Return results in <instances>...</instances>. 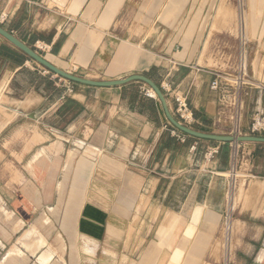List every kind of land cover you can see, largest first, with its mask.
I'll return each mask as SVG.
<instances>
[{
  "label": "crops",
  "instance_id": "crops-1",
  "mask_svg": "<svg viewBox=\"0 0 264 264\" xmlns=\"http://www.w3.org/2000/svg\"><path fill=\"white\" fill-rule=\"evenodd\" d=\"M50 1L63 10L49 6ZM120 2L0 0V25L71 74L94 80L142 74L158 86L167 82L186 97L194 119L190 128L228 135L232 124L227 112L217 118L219 94L209 87L211 71L219 70L202 65L206 46L197 56L198 28L184 37L175 21L159 20L150 31L139 28L120 38L109 28ZM225 25H212L209 32ZM38 65L0 36V135L13 128L8 139L0 138L9 143L0 154V264H84L80 258L85 256L93 257L94 264H108L100 257L104 237L111 236L107 225L123 232L128 256L142 247L141 260L151 251V264L172 255L163 245L167 237L170 251L186 264L211 258L207 245L226 208L228 179L222 177L230 169L228 147L233 145L173 136L160 101L145 94L149 87L143 82L99 87L58 81ZM254 80L257 86L244 87L239 123L244 134L255 114H264V73ZM213 147L217 153L207 162L204 153ZM238 149L240 168L249 164L246 177L264 182V143L246 142ZM2 161L8 169H2ZM89 178V185L96 183L93 192L105 193L102 202L85 196ZM251 193L262 194L254 217L264 221V187ZM167 211L173 214L169 222ZM31 227L35 232L23 236ZM149 238L152 245L144 246ZM253 241L241 245L252 249L242 264H264V233ZM183 243L185 249L178 251ZM132 262L128 257L124 264Z\"/></svg>",
  "mask_w": 264,
  "mask_h": 264
},
{
  "label": "rangeland",
  "instance_id": "rangeland-1",
  "mask_svg": "<svg viewBox=\"0 0 264 264\" xmlns=\"http://www.w3.org/2000/svg\"><path fill=\"white\" fill-rule=\"evenodd\" d=\"M185 1L186 0H121L114 13L115 16L113 23H109V28H111V31L119 33L120 38L124 37L122 36L123 34L130 35L137 32L139 28H146L150 31L152 30L151 27L153 25L159 24V20L163 22L169 21L168 23H173L175 21L174 24L178 29H182V31L185 30V33L183 34L184 37H190L196 28H198L195 41V45H198L197 56L202 53L204 46H206L203 54L204 56H202L205 64L202 63V65H207L213 69H217L229 78L244 79L243 87L257 86V81H255L254 78H260L264 73V0H190L187 4ZM220 4L226 5V8L230 10L231 15H227L225 18L227 25L220 26L209 33L213 20L214 24H221L220 20L224 21L223 14H217V8ZM53 5L58 4L50 1L49 6ZM58 7L63 10V7H60L59 5ZM181 8H183L181 16L174 17L173 13H176L177 10ZM240 11H243L245 16H247L245 17L246 26L244 27H241L240 23L237 22L238 12ZM215 13L217 14V18L214 17L213 19ZM108 22H110V19ZM37 68H39L42 72H45L46 70L41 65H38ZM47 72L46 74L49 76H57L53 75L54 73ZM54 78L59 81V78L61 77L57 76ZM230 82L232 83V81ZM150 89L151 88L148 90ZM241 99L243 101V105L240 110L239 120L242 118L243 109L246 103L244 93H242ZM254 99L255 94L251 93L249 98L250 108L253 106L252 102ZM228 122L232 123V121L229 120ZM12 130L13 128L5 129L0 135V138L6 137V139H8ZM241 134L249 135V133ZM2 146L9 149V143L5 142L2 144L0 142V154L3 151ZM17 149H19V146L17 145L12 148V150L15 151H17ZM229 151L231 153L233 151V147L231 149L228 147V152ZM236 153V156L239 158L236 169L241 174L235 178V185L233 189V193H235L234 208L230 211L229 209L227 210L228 207L224 209V212L227 210L231 215L229 238L228 240L224 238L225 224L223 217L225 213L223 212L216 227L214 239L212 243L209 242L207 245V248L210 246L209 250L211 258H204L200 260L199 264H242V261L249 259L252 249H249L250 246L245 248L241 247V245L243 243L253 245L255 242L253 241L255 234L260 232L264 233L263 219H260V217H254V214H256V208H258L260 201L263 198L262 194L251 193L252 191L259 192L260 190L257 189V184L252 185L253 183L251 182H253V177L250 175L247 178V174L245 175L246 172L244 170L249 168L248 162H244L240 168L243 160L241 161V158L239 157L240 152H237L236 150ZM234 159L236 158L233 155V166L235 165ZM26 162L27 160H24V162H22V166H24ZM1 165L2 169H8L6 165H4V161L1 162ZM223 176L224 177L222 178L228 179L229 182L228 174ZM91 180L93 181V179L89 178V181H87L85 196L89 198L94 197L98 202H102L103 199H105V193H102L101 191L99 192L98 190V193L93 192L94 184L96 183L91 182L89 185ZM247 201H252L253 204H250L253 206L249 207L250 205ZM250 208L254 209L250 210ZM246 211L252 212V216L250 215V212L246 214ZM172 218L173 215L171 216L165 213L166 222H169ZM261 225L262 229L259 230ZM33 232H35V229L31 227L24 232L23 236L28 237ZM106 232L107 234H111V236L104 237L103 247L105 248H103L104 253L101 252V259H104L108 264H124L128 257H130V259H134L132 264H137L139 262L142 247H140V250L138 249L139 251L135 250V255L128 256V242L121 237L123 232L118 231V233H115L116 230L112 225H107ZM108 237H113L114 240L111 242ZM116 239H118L117 242H115ZM82 242V244H85L82 247L86 250V245L89 244V240L86 239ZM143 243L144 246L147 244L151 246L153 241L149 238V241L145 240ZM138 244H140V240ZM138 244H136V249L138 246H141V244ZM169 244L170 240L167 237L166 243H163V245L167 247V250H169L172 255L169 257H163L162 264L165 262L167 264H186L187 262L184 261L185 259L182 260L181 257L175 256L176 254L174 255V253L170 251L172 250V245ZM183 249H185L184 243L182 246L178 245V251ZM243 250L248 252L247 255ZM86 253H88V251H86ZM80 259L85 260L84 264H94L93 257L85 256V258L81 257Z\"/></svg>",
  "mask_w": 264,
  "mask_h": 264
},
{
  "label": "built area",
  "instance_id": "built-area-1",
  "mask_svg": "<svg viewBox=\"0 0 264 264\" xmlns=\"http://www.w3.org/2000/svg\"><path fill=\"white\" fill-rule=\"evenodd\" d=\"M48 70H45L47 72ZM211 74L213 76L209 87L211 90H215L219 94V104H218V111H217V118L220 119L222 115L227 112L228 114V120L232 121V130L229 132L228 135H242L239 128L240 123V110L243 105V101L241 99L242 93H244V79L242 78H229L225 76L222 72L219 71H211ZM232 81V83L230 82ZM163 95L165 96V99L167 103L172 104V108L170 109L171 114L183 125L190 127V125L193 122V115L192 112L187 104L186 97L182 94H178L175 92L174 89L166 82L164 84H161L159 86ZM145 94H147V89L145 90ZM150 97V96H149ZM238 119V122L236 124V120ZM171 126V134L178 138L181 141L185 140L186 134L178 130L177 128ZM264 131V114L257 112L253 118V122L250 125V132L249 135H260ZM233 146V151L231 154V166L230 171L232 170V161H233V152L235 151V169L236 165L239 161V158L236 156V150L239 152V146L242 143L232 142L230 143ZM194 149V146L191 147V150ZM236 149V150H235ZM217 153V148H209L204 153V159L209 162L213 155ZM229 182H228V188L226 193V208L229 209L228 206V200L227 196L232 193L231 189H234V183L235 179L232 178L230 175H228ZM225 208V209H226ZM225 210L224 215V224H225V236L224 238L228 240L229 234H230V224H231V215L230 210ZM226 255V254H225Z\"/></svg>",
  "mask_w": 264,
  "mask_h": 264
},
{
  "label": "water",
  "instance_id": "water-1",
  "mask_svg": "<svg viewBox=\"0 0 264 264\" xmlns=\"http://www.w3.org/2000/svg\"><path fill=\"white\" fill-rule=\"evenodd\" d=\"M0 36H2L4 39H6L8 42H10L13 46L20 49L23 53H25L28 57H30L32 60L37 62L39 65H41L43 68H45L48 71H51L52 73L56 74L57 76L67 79L69 81H73L76 83H81L84 85H90V86H99V87H108V86H118L122 84H126L131 81H139L145 83L148 87L154 90V92L157 95L158 100L161 103V106L164 110V113L167 117V120L170 125L177 128L181 132L192 136L196 138H202V139H208V140H215L220 141L223 143H246V142H258V143H264V136L260 135H219V134H211V133H204L197 131L195 129H192L188 126H185L181 124L172 114L169 109L168 103L165 99V96L163 95L160 87L153 82L150 78H148L145 75L142 74H132L130 76H127L125 78H121L118 80H94V79H88L85 77H81L75 74H71L69 72L64 71L63 69H60L59 67L55 66L45 58H43L37 51L32 49L31 47L27 46L23 42H21L18 38H16L11 32L6 30L0 25Z\"/></svg>",
  "mask_w": 264,
  "mask_h": 264
},
{
  "label": "bare ground",
  "instance_id": "bare-ground-1",
  "mask_svg": "<svg viewBox=\"0 0 264 264\" xmlns=\"http://www.w3.org/2000/svg\"><path fill=\"white\" fill-rule=\"evenodd\" d=\"M239 14H238V20H237V22H239L240 23V25H241V27H244V26H246V19H245V17H247V16H245V14H244V12L243 11H240V12H238ZM217 14H219V15H221V14H223V16H224V21L223 20H220L219 18V20H220V22L221 23H227V22H225V18L227 17V15H229L230 14V10L228 9V8H226V5H223V4H220L219 5V7L217 8ZM217 14L215 13V15H214V17H216L217 18ZM231 15V14H230ZM216 22V21H215ZM216 24V23H215ZM214 23L212 24V25H215ZM212 25H211V28H214V27H212ZM238 27V26H237ZM236 30V29H235ZM210 33V32H209ZM123 45V44H122ZM201 59L202 58H200V61H201ZM75 67V66H74ZM263 87V86H262ZM150 88V87H149ZM147 94L151 97H157V95H156V93L154 92V90L153 89H150V90H148L147 89ZM36 132V131H35ZM39 132V131H38ZM40 136H41V133H40ZM39 138V137H38ZM37 141H40V140H37ZM233 155H234V157H235V151L233 152ZM235 160V159H234ZM224 175H230L232 178H237L238 177V175L239 174H241L237 169H235V167L233 166V162H232V170L230 171V170H228V171H225L224 173H223ZM251 183H253L252 185H255V184H257V189H259V190H262L263 189V187H264V183H263V181L262 180H260V179H253V182H251ZM235 184V183H234ZM241 190V189H240ZM231 191H232V193L230 194V195H228L227 196V200H228V206H229V209H233L234 208V194L235 193H233V189H231ZM240 194H241V191H240ZM166 214L167 215H173L171 212H166ZM30 234V233H29ZM35 238V237H34ZM44 239V238H43ZM59 241V240H58ZM41 242V241H40ZM44 242V241H43ZM63 242V241H62ZM141 242V241H140ZM64 244V243H63ZM62 248V247H61ZM153 259H154V254L150 251V253H147V254H145V255H143L142 256V258H141V260H140V262L138 263V264H151V262L153 261Z\"/></svg>",
  "mask_w": 264,
  "mask_h": 264
}]
</instances>
